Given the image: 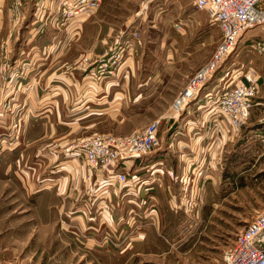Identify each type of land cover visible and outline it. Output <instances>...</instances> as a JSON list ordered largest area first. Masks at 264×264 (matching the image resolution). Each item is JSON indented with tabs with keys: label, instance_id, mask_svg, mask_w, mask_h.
I'll list each match as a JSON object with an SVG mask.
<instances>
[{
	"label": "rangeland",
	"instance_id": "374dc122",
	"mask_svg": "<svg viewBox=\"0 0 264 264\" xmlns=\"http://www.w3.org/2000/svg\"><path fill=\"white\" fill-rule=\"evenodd\" d=\"M11 4L14 14L13 0ZM102 5L103 0L81 22L96 14L103 18L100 24L133 30L126 41L124 34H111L117 43L101 44L94 56L99 64L88 72L97 82L120 77L119 88L108 99L111 105L115 103L113 112L88 117L74 133L62 127L68 121L65 114L50 112L54 136L45 138L49 145L43 146L36 161L35 156H28L31 146L25 143L22 123L25 96L36 84L23 80L24 75L4 82L0 79V95L5 98L3 103L0 100V264H222L224 252L237 235L264 210V138L258 137L264 128V57L249 48L258 29L238 40L206 82L212 92L220 93L252 70L258 76V91L248 119L223 158L222 169L214 168L206 185L188 188L196 204L179 206L178 200L156 209V214L153 208H140L146 212L140 223L134 222L122 236L116 230L115 239L103 235L88 246L84 232L72 219L74 211L63 208L70 201H99L91 193L98 175L80 160L64 168L62 161H72L65 148L93 134L128 136L154 120H160L158 149L164 148L173 121L180 115L171 109L176 99L171 97V89L183 83L182 91L209 63L221 41L218 27L195 8L193 0H109ZM22 6L21 2L19 10ZM12 21L15 28L23 18L19 15ZM90 43L87 40L86 46ZM129 57L132 63L128 65ZM166 81H170L169 90L164 88ZM8 84L4 95L2 86L8 90ZM56 100L58 103L59 98ZM65 103L57 104L58 111ZM49 148L64 157L59 154L53 162H46L41 154ZM20 154L22 159L17 162ZM6 166L10 170L3 177L1 170ZM80 169L84 175L78 178Z\"/></svg>",
	"mask_w": 264,
	"mask_h": 264
},
{
	"label": "crops",
	"instance_id": "0c3cea01",
	"mask_svg": "<svg viewBox=\"0 0 264 264\" xmlns=\"http://www.w3.org/2000/svg\"><path fill=\"white\" fill-rule=\"evenodd\" d=\"M21 2L23 6L19 13L12 14V0H0V62L6 54L11 70L23 69V80L36 84L25 96L22 123L25 143L31 146L28 156H35L37 161L38 154L45 149L43 146L49 145L44 142L45 138L54 136V128H50V112L52 115L65 114L68 121L62 122V127L67 126L72 133L82 128L80 124L83 126L86 122L83 120L88 117L113 112L111 109L115 103L111 105L108 99L119 88L120 77L109 76L97 82L88 72L99 64L94 57L98 47L117 43L111 34H124L122 39L126 41L133 30L100 24L103 18H97L96 14L89 20L81 22L80 19L60 27L53 24L59 0ZM108 2L103 0V5ZM19 15L23 22L14 28L12 18ZM87 40L91 41L88 46ZM126 60L128 65L132 63V58ZM169 84L170 81L164 83L166 90H169ZM182 85L176 90L171 89L173 99L180 93ZM210 93L211 88L205 84L197 97L174 119V130L166 139L164 148L118 165V170L128 172L129 185L122 189L111 187L107 201L65 203L63 209L68 213L74 211L72 219L84 232L88 246L103 235L107 240L115 239L116 230H119L118 236H122L134 222L140 223L146 216L142 209L160 211L164 205L172 206L178 200L179 206L195 203L188 188L192 190L196 185H206L208 179H212L210 172L214 168L222 169L223 158L229 154V147L236 138L227 123L209 117L207 95ZM61 100L66 103L58 111L57 104ZM59 154L49 148L41 156L46 162H53ZM60 156L64 157L63 153ZM16 157L17 162L22 159L21 154ZM68 157L72 161H62L64 168L79 161L71 155ZM7 168L10 170V166L1 170L3 177L9 172ZM168 171L172 176L166 174ZM23 174L28 176L27 171ZM77 175L81 178L84 171L77 170Z\"/></svg>",
	"mask_w": 264,
	"mask_h": 264
},
{
	"label": "built area",
	"instance_id": "2783aa9c",
	"mask_svg": "<svg viewBox=\"0 0 264 264\" xmlns=\"http://www.w3.org/2000/svg\"><path fill=\"white\" fill-rule=\"evenodd\" d=\"M20 3L21 0H13L15 13H19ZM101 4L102 0H59L53 24L63 27L88 18ZM193 4L198 11L207 14L211 24L218 27L221 41L209 63L189 80L174 100L171 109L176 114H180L197 97L246 32L258 29L249 42V48L264 57V0H193ZM142 5L146 6L147 2ZM176 30L180 32L181 27L177 25ZM19 70L22 71L18 74ZM254 74V71L248 70L232 87L227 86L220 93L216 91L207 95L209 117L227 123L234 135L248 119L258 91V76ZM22 75L24 70L21 68L11 70L9 58L4 54L0 62V79L4 82ZM4 86L7 87V84ZM4 86L5 95L11 84H8V90ZM159 125L160 120H154L140 131L124 137L98 134L79 138L65 148V153L83 161L96 172L98 178L91 193L99 201H105L111 187L122 189L130 183L128 172L118 170L120 163L146 156L159 148ZM258 137L263 140L264 128ZM167 173L172 176L170 171ZM222 264H264V210L258 211L237 235L232 246L224 252Z\"/></svg>",
	"mask_w": 264,
	"mask_h": 264
},
{
	"label": "water",
	"instance_id": "95a60500",
	"mask_svg": "<svg viewBox=\"0 0 264 264\" xmlns=\"http://www.w3.org/2000/svg\"><path fill=\"white\" fill-rule=\"evenodd\" d=\"M173 130H174V125H173L172 128H171V131H173ZM171 131H170V132H171ZM170 134H171V133H170ZM170 134H168V136H169Z\"/></svg>",
	"mask_w": 264,
	"mask_h": 264
},
{
	"label": "bare ground",
	"instance_id": "6f19581e",
	"mask_svg": "<svg viewBox=\"0 0 264 264\" xmlns=\"http://www.w3.org/2000/svg\"><path fill=\"white\" fill-rule=\"evenodd\" d=\"M0 100H2V98Z\"/></svg>",
	"mask_w": 264,
	"mask_h": 264
}]
</instances>
